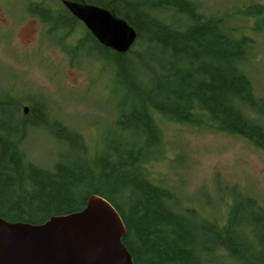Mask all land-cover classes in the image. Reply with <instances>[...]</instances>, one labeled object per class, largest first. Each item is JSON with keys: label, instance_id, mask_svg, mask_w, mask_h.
<instances>
[{"label": "trees", "instance_id": "trees-1", "mask_svg": "<svg viewBox=\"0 0 264 264\" xmlns=\"http://www.w3.org/2000/svg\"><path fill=\"white\" fill-rule=\"evenodd\" d=\"M72 1L106 8L135 29L134 44L141 45L135 53L104 46L88 30L74 50L92 44L125 93L116 124L133 127L135 142L139 137L149 138L154 149L159 147L155 153L124 146L95 158L98 173L85 160L57 162L44 169L26 160L20 143L30 128L47 123L46 102L35 99L23 113L21 97L0 91V217L41 223L50 215L80 209L94 193L108 200L120 215L126 229L122 241L133 264H213L218 248L240 261L264 264V208L254 198H236L239 201L235 199L224 220L214 221L189 207L175 210L171 203L178 201L176 195L143 171L145 161L160 151L158 119L162 118L194 126L207 122L264 152V97L254 93L243 70L250 39L235 37L219 18L205 17L189 0ZM254 7L255 16L264 21V6ZM56 9L45 1L26 2L27 12L51 29L78 23L64 5ZM163 9L184 14L186 24L166 20L159 12ZM129 103V109H122ZM53 124L61 131L69 130L56 119ZM73 136L82 139L79 134ZM185 211L192 219L181 213ZM254 214L260 217L259 223ZM241 220L257 246L242 242L248 233L238 229L244 225Z\"/></svg>", "mask_w": 264, "mask_h": 264}, {"label": "rangeland", "instance_id": "rangeland-1", "mask_svg": "<svg viewBox=\"0 0 264 264\" xmlns=\"http://www.w3.org/2000/svg\"><path fill=\"white\" fill-rule=\"evenodd\" d=\"M28 1L0 0V91L21 97V109L41 97L50 115L44 127L30 128L21 140L26 160L47 170L57 162L85 160L98 173L95 158L106 157L124 146L156 153L159 146L154 149L149 138L139 137L140 141L135 142L133 127L116 124L117 108L120 102L123 104L125 93L115 84L112 71L96 49L88 42L74 50L87 31L84 24L78 20L70 28L60 25L51 29L27 12ZM38 1H45L53 9L63 7L60 0ZM189 1L205 17L219 18L235 37L250 39L249 58L243 70L254 93L264 97V21L254 13V6H264V0ZM159 12L176 24L187 22L184 14L168 9ZM139 48L141 45L135 42L127 52L135 53ZM129 108L130 103L122 107ZM249 114L256 117L252 111ZM54 119L69 130L54 126ZM158 124L160 151L145 161L143 171L152 182L168 187L176 195L178 201L171 203L175 210L189 207L200 216L222 221L235 199L243 196L254 198L264 208L261 149L207 122L194 126L162 118ZM73 134H79L81 141ZM181 213L192 219L186 211ZM253 219L255 223L261 221L256 214ZM241 222L244 225L238 229L248 233L242 242L251 241L257 246L247 223ZM215 255L213 264H250L228 255L224 249L218 248Z\"/></svg>", "mask_w": 264, "mask_h": 264}, {"label": "water", "instance_id": "water-1", "mask_svg": "<svg viewBox=\"0 0 264 264\" xmlns=\"http://www.w3.org/2000/svg\"><path fill=\"white\" fill-rule=\"evenodd\" d=\"M60 1L100 44L126 52L134 43L135 29L108 9ZM125 234L113 205L92 193L80 209L50 215L41 223L0 217V264H133L122 241Z\"/></svg>", "mask_w": 264, "mask_h": 264}]
</instances>
